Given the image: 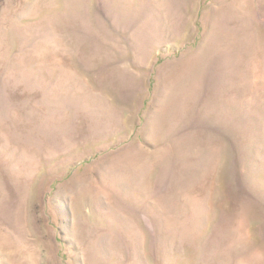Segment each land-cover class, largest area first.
Masks as SVG:
<instances>
[{
    "label": "rangeland",
    "instance_id": "374dc122",
    "mask_svg": "<svg viewBox=\"0 0 264 264\" xmlns=\"http://www.w3.org/2000/svg\"><path fill=\"white\" fill-rule=\"evenodd\" d=\"M0 264H264V0H0Z\"/></svg>",
    "mask_w": 264,
    "mask_h": 264
}]
</instances>
